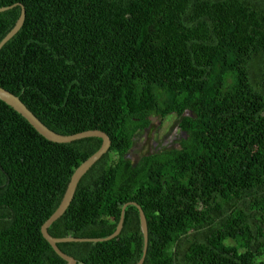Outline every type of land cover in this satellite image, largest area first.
<instances>
[{"label": "trees", "instance_id": "1", "mask_svg": "<svg viewBox=\"0 0 264 264\" xmlns=\"http://www.w3.org/2000/svg\"><path fill=\"white\" fill-rule=\"evenodd\" d=\"M24 20L0 49V88L52 132H103L106 153L47 233L103 238L142 211V264H264V0H0ZM19 14L0 13V40ZM175 148L128 158L151 117ZM99 139L53 144L0 102V264H64L38 234ZM76 264H135L119 234L57 244Z\"/></svg>", "mask_w": 264, "mask_h": 264}, {"label": "water", "instance_id": "2", "mask_svg": "<svg viewBox=\"0 0 264 264\" xmlns=\"http://www.w3.org/2000/svg\"><path fill=\"white\" fill-rule=\"evenodd\" d=\"M13 7L19 8V14L14 22L11 29L1 38L0 40V49L2 46L7 43L20 29L24 20V10L20 4H13L0 8V13L5 12ZM0 102L9 107L13 112L19 115L32 129L33 131L39 135L42 139L47 142L53 144H68L74 141L87 139V138H96L99 139V148L91 154L87 159L81 162L71 173L69 176L61 199L55 208V210L51 213V215L40 225L38 229V234L40 239L48 244L52 252L60 258L64 264H76V262L69 256H66L57 248V244L64 243H100L106 242L113 238H115L122 227L123 222V212L125 207H132L138 216V225H139V250H138V258L135 264H142L143 258L145 255L146 245H147V230L145 219L141 209L133 202H127L120 208L118 221L114 230L107 236L103 238H53L48 235L47 228L55 222L67 209L69 206L74 191L76 189L77 183L80 178L94 165L108 150L110 142L108 137L100 131L97 130H89L83 131L80 133H76L73 135H59L51 130L47 129L37 118L33 116V114L27 110V108L18 100L17 97L7 92L6 90L0 88ZM82 264V263H77Z\"/></svg>", "mask_w": 264, "mask_h": 264}, {"label": "rangeland", "instance_id": "3", "mask_svg": "<svg viewBox=\"0 0 264 264\" xmlns=\"http://www.w3.org/2000/svg\"><path fill=\"white\" fill-rule=\"evenodd\" d=\"M176 121L177 119L173 115L164 119L151 117L149 126L134 135L132 148L128 152L127 158L134 162L144 153L175 148L183 136L177 129Z\"/></svg>", "mask_w": 264, "mask_h": 264}]
</instances>
